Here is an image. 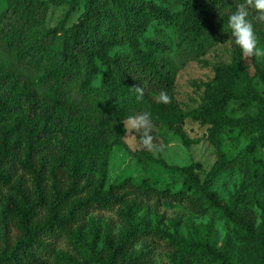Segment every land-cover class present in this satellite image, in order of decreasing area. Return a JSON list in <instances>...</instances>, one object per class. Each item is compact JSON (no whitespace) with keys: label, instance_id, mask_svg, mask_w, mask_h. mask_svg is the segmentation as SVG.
Returning a JSON list of instances; mask_svg holds the SVG:
<instances>
[{"label":"trees","instance_id":"1","mask_svg":"<svg viewBox=\"0 0 264 264\" xmlns=\"http://www.w3.org/2000/svg\"><path fill=\"white\" fill-rule=\"evenodd\" d=\"M14 1L20 17L10 16L9 30L0 31V264H58L60 240L78 244L74 251L83 255L70 264H148L145 253L135 248L148 241H163L189 258L203 252L220 264H239L210 246L175 241L137 218L144 205L157 211L162 203L199 214L219 212L264 255V211L258 218L252 192H239L229 201L219 198L212 190L217 167L203 182L195 172L199 165L181 169L191 194L137 186L131 178L106 187L109 152L125 133L122 121L143 111L183 141L186 122L237 130L248 144L230 162L264 185V98L253 85L254 78L264 85V72L258 71L256 57H251L254 76L242 65L216 64L208 94L194 110L182 109L175 94L178 72L231 38L228 17L242 0H172L179 7L177 48L168 69L147 48L153 42L145 37L148 25L159 19L151 1L140 0L129 10L110 4L122 25L101 35L91 28L105 0H87L86 12L67 30L46 28V2ZM257 15L249 9L251 22ZM118 48L127 53L115 52ZM137 85L144 89L140 101L131 88ZM161 89L171 103L156 101ZM254 100L262 102L256 118L224 113L231 102ZM102 212H115L120 229L114 233L108 227L101 237L93 222L86 242L85 225Z\"/></svg>","mask_w":264,"mask_h":264},{"label":"rangeland","instance_id":"2","mask_svg":"<svg viewBox=\"0 0 264 264\" xmlns=\"http://www.w3.org/2000/svg\"><path fill=\"white\" fill-rule=\"evenodd\" d=\"M46 2L49 10L46 15V28L60 26L70 29L77 20L86 12L87 0H36ZM99 1V0H98ZM140 0H105V6L101 9L100 16L94 22L91 30L96 35L105 33L107 28H119L122 24L116 16L115 10L110 4H119L124 9H132ZM155 4L159 13V19L148 25L145 37L153 39L147 48L153 52L156 59L168 69L173 64V56L177 45L174 41V18L179 10L170 3ZM104 3V2H103ZM6 8H8L6 10ZM4 11L5 17H0V31H8L14 18L20 17L19 8L14 0H0V16ZM253 27L259 38H264V21L254 18ZM115 52L127 53V48L115 49ZM1 56V55H0ZM258 71L264 72V58L257 59ZM218 63L242 65L254 76L255 67L251 58H245L242 51L234 44L232 38L222 44L206 49L205 53L197 60L189 62L181 69L175 79V94L180 107L186 111L194 110L202 103L203 97L208 94V86L215 76L214 66ZM236 80H228L221 83V88L231 86ZM99 85V79L95 82ZM255 89L264 98V85L254 78ZM262 108L261 101L231 102L224 109L226 116L242 118L248 116L256 118ZM153 122L152 135L157 150L148 151L139 144V136L135 139L125 138L119 146H115L109 152V164L106 175V187L117 184L126 178H131L137 186H147L159 190L171 192L188 190L184 185L182 168L199 165L195 170L200 181H204L214 168L220 172L213 181L212 190L219 198L229 199L239 192L254 195L253 209L259 218L264 211V185L251 179L238 166L231 163L237 153L243 150L248 140L240 136L237 130H221L216 126H203L186 122L184 131L186 141L173 134L162 124L157 123L151 115ZM137 218L148 224L149 228L164 233L175 241L193 243L199 247L210 246L225 257H229L234 263L239 264H264V255L257 244L248 243L245 235L237 227L226 221L219 212L210 211L207 214H199L184 205L162 203L157 206V211L152 210V204H146L137 211ZM94 219V220H93ZM100 226L102 233L110 227L114 233L120 229V222L115 212L94 213L83 229L82 238L86 242L91 240L92 223ZM259 222V219L257 220ZM88 244V243H87ZM87 246V245H86ZM79 249L78 244H68L64 240L56 243L57 263L70 264L71 259L81 261L82 254L74 251ZM136 249L142 250L148 264H220L209 255L202 253L191 254L190 258L178 250L167 247L163 241H148L136 244Z\"/></svg>","mask_w":264,"mask_h":264},{"label":"clouds","instance_id":"3","mask_svg":"<svg viewBox=\"0 0 264 264\" xmlns=\"http://www.w3.org/2000/svg\"><path fill=\"white\" fill-rule=\"evenodd\" d=\"M249 9H254L258 14L257 19L264 21V0H242L237 5L236 11L228 17V27L231 30V38L234 44L240 48L245 58L256 57L257 59L264 58V47L260 46L259 38L249 19ZM136 93L137 101L144 97V89L137 85L131 87ZM158 103L169 104L172 97L168 92L161 89L155 97ZM125 138L139 136V144L148 151H155L158 145L154 143L155 137L152 135L153 122L151 113L143 111L138 114L128 115L123 121Z\"/></svg>","mask_w":264,"mask_h":264}]
</instances>
